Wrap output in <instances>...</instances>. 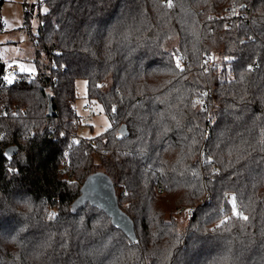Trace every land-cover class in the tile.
Instances as JSON below:
<instances>
[{
	"label": "trees",
	"instance_id": "1",
	"mask_svg": "<svg viewBox=\"0 0 264 264\" xmlns=\"http://www.w3.org/2000/svg\"><path fill=\"white\" fill-rule=\"evenodd\" d=\"M39 1L46 66L8 83L0 60V264H264V0ZM93 176L134 242L77 203Z\"/></svg>",
	"mask_w": 264,
	"mask_h": 264
},
{
	"label": "rangeland",
	"instance_id": "2",
	"mask_svg": "<svg viewBox=\"0 0 264 264\" xmlns=\"http://www.w3.org/2000/svg\"><path fill=\"white\" fill-rule=\"evenodd\" d=\"M25 2V3H24ZM25 5L29 15L27 26H24V14L22 6ZM0 13L2 29L0 30V59L2 63H16L23 72L37 73L47 64V58L44 51L39 50L32 43L31 38H35L38 32V14L44 12V7L40 6L39 0H5ZM38 62L36 65L35 62ZM76 99L73 107L78 116H85L82 111L84 104L93 107L95 115L87 118V126H76V132L73 135L77 140L92 139L103 134L109 127V121L104 114L101 106L97 103L89 102L86 96V83L82 79L75 81ZM73 124V123H72ZM74 125V124H73ZM264 199V191L262 192ZM187 210H177L176 221L179 228H183L188 221Z\"/></svg>",
	"mask_w": 264,
	"mask_h": 264
},
{
	"label": "water",
	"instance_id": "3",
	"mask_svg": "<svg viewBox=\"0 0 264 264\" xmlns=\"http://www.w3.org/2000/svg\"><path fill=\"white\" fill-rule=\"evenodd\" d=\"M48 114H51L49 104ZM6 152L10 154L12 149H8ZM84 202H88L91 206L102 211L130 241H135L133 224L119 208L114 188L108 180L102 176L89 178L81 187V195L77 199L78 204Z\"/></svg>",
	"mask_w": 264,
	"mask_h": 264
},
{
	"label": "built area",
	"instance_id": "4",
	"mask_svg": "<svg viewBox=\"0 0 264 264\" xmlns=\"http://www.w3.org/2000/svg\"><path fill=\"white\" fill-rule=\"evenodd\" d=\"M23 73L20 70V67L16 63H8L5 65L3 70V77L8 83H14L18 81V75ZM34 77V75H30ZM82 111L85 112V116H78L72 119V123L76 126H87L88 120L87 118L92 117L95 115V111L90 104H84L82 106ZM160 189V188H159Z\"/></svg>",
	"mask_w": 264,
	"mask_h": 264
},
{
	"label": "snow or ice",
	"instance_id": "5",
	"mask_svg": "<svg viewBox=\"0 0 264 264\" xmlns=\"http://www.w3.org/2000/svg\"><path fill=\"white\" fill-rule=\"evenodd\" d=\"M168 6L171 7L172 5L169 3ZM177 68L178 69L180 68V63L179 62H177ZM181 70H183V69H181ZM233 212H234V214L239 215V213L236 212V209H235V199L234 198H233ZM243 218L247 219V217H243Z\"/></svg>",
	"mask_w": 264,
	"mask_h": 264
},
{
	"label": "crops",
	"instance_id": "6",
	"mask_svg": "<svg viewBox=\"0 0 264 264\" xmlns=\"http://www.w3.org/2000/svg\"><path fill=\"white\" fill-rule=\"evenodd\" d=\"M6 1H7V0H6ZM4 2H5V0H3V3H4ZM24 3H25V2H24ZM2 5H3V4H2ZM2 7H3V6H1V10H2ZM1 10H0V13H1ZM22 11H23V14H24V11H25V5L22 6ZM0 30H1V29H0ZM1 32H5V30L2 29ZM0 60H1V59H0ZM1 62H2V61H1ZM3 64H4V63H3ZM4 65H6V64H4ZM25 72H26V71H25ZM31 72H32V71H31Z\"/></svg>",
	"mask_w": 264,
	"mask_h": 264
}]
</instances>
